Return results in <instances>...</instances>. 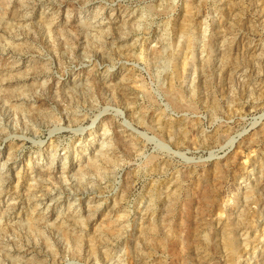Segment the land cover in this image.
Masks as SVG:
<instances>
[{"label":"rangeland","instance_id":"obj_1","mask_svg":"<svg viewBox=\"0 0 264 264\" xmlns=\"http://www.w3.org/2000/svg\"><path fill=\"white\" fill-rule=\"evenodd\" d=\"M0 264H264V0H0Z\"/></svg>","mask_w":264,"mask_h":264},{"label":"bare ground","instance_id":"obj_2","mask_svg":"<svg viewBox=\"0 0 264 264\" xmlns=\"http://www.w3.org/2000/svg\"><path fill=\"white\" fill-rule=\"evenodd\" d=\"M130 82H131V81H130ZM130 82H129V83H130ZM186 132H187V131H186ZM122 142H123V141H122ZM207 197H208V196H207Z\"/></svg>","mask_w":264,"mask_h":264}]
</instances>
